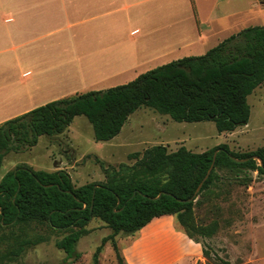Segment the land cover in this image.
<instances>
[{"label": "trees", "instance_id": "trees-1", "mask_svg": "<svg viewBox=\"0 0 264 264\" xmlns=\"http://www.w3.org/2000/svg\"><path fill=\"white\" fill-rule=\"evenodd\" d=\"M262 83L264 25H250L204 54L159 65L125 84L47 102L2 122L0 169L10 151L32 147L40 136L65 132L77 116L88 119L97 141L115 138L131 115L144 106L177 122L212 121L219 132L233 131L249 123L248 97ZM215 151L214 168L199 194L219 181L218 168L252 170L264 178V147L237 152L227 143L203 152L186 146L169 151L163 144L153 145L143 152L130 153L135 163L121 166L107 181L81 186L73 183L65 169L33 170L19 165L0 180V236L4 229H11V241L3 242L4 256L16 260L30 246L49 240L44 235L23 238L14 233L17 226L37 223L64 231L56 246L68 258L76 259L80 256L75 250L77 242L88 232L90 220L98 217L113 233L103 238L92 264H99L107 240L112 241L121 261L116 234H134L162 215L176 214L179 222L186 224L194 201L184 200L194 195L213 163ZM204 255L209 257V250L205 249Z\"/></svg>", "mask_w": 264, "mask_h": 264}, {"label": "rangeland", "instance_id": "rangeland-1", "mask_svg": "<svg viewBox=\"0 0 264 264\" xmlns=\"http://www.w3.org/2000/svg\"><path fill=\"white\" fill-rule=\"evenodd\" d=\"M246 1L242 0L241 29L264 25V0H255L252 8L245 5ZM248 102L249 123L227 132H219L212 121L177 122L168 114L144 106L131 115L115 138L97 141L88 119L77 116L65 132L40 136L34 146L10 151L0 169V180L15 167L27 165L33 170L65 169L76 186L105 182L121 166L135 163L130 153L143 152L157 144L167 146L169 151L186 146L203 152L220 143H227L237 152L255 150L264 147V83L248 97ZM218 173L219 181L194 200L185 225L176 214L162 215L134 234L120 232L114 240L121 261L112 241L107 240L102 245L99 264H264V178L252 170L218 168ZM86 229L88 232L75 246L80 256L73 259L55 243L64 231L37 223L17 226L13 230L20 237L44 235L49 240L30 246L16 260L4 256L3 242L11 241V229H4L0 236L1 262L92 264L97 247L113 231L98 217H93ZM205 249L209 257L204 255Z\"/></svg>", "mask_w": 264, "mask_h": 264}, {"label": "crops", "instance_id": "crops-1", "mask_svg": "<svg viewBox=\"0 0 264 264\" xmlns=\"http://www.w3.org/2000/svg\"><path fill=\"white\" fill-rule=\"evenodd\" d=\"M241 7L242 0H0V124L204 54L241 30Z\"/></svg>", "mask_w": 264, "mask_h": 264}, {"label": "water", "instance_id": "water-1", "mask_svg": "<svg viewBox=\"0 0 264 264\" xmlns=\"http://www.w3.org/2000/svg\"><path fill=\"white\" fill-rule=\"evenodd\" d=\"M217 152H218V151H215V153H214L213 163H212L210 169L208 170L206 176L204 177V179L202 180V182H201L200 185L198 186L197 190L195 191L194 195H193L192 197H190L189 199H186V200H184V201H194V200L198 197V195H199V193H200V191H201V188H202V185H203L204 181L208 178V176L210 175V173L212 172V170H213V168H214V163H215V158H216V154H217ZM259 161H260V163L262 164V162H261L260 159H259ZM161 194H162V193H160L157 197H154V198H158V197H160Z\"/></svg>", "mask_w": 264, "mask_h": 264}]
</instances>
